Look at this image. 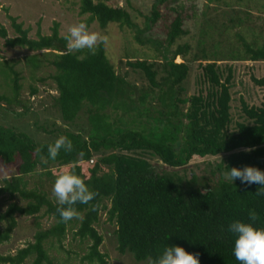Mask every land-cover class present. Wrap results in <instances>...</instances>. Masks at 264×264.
<instances>
[{"label": "trees", "instance_id": "1", "mask_svg": "<svg viewBox=\"0 0 264 264\" xmlns=\"http://www.w3.org/2000/svg\"><path fill=\"white\" fill-rule=\"evenodd\" d=\"M175 1L152 0L149 13L144 16V29H150L163 17L161 8L172 10L170 4ZM78 14H87L85 23L95 21L99 27L109 22L136 27L129 13L115 0H79ZM247 16L245 11V19ZM231 17L229 26H214L211 33L221 37L232 24L243 23L240 18ZM8 19L15 35L7 37L0 26L4 43L40 51V59L35 55L27 58L31 72L41 66L51 68L49 77L55 92L52 102L61 121L74 124L82 112L85 129L63 130V136L72 141L73 151H61L55 160L42 164L40 157L47 156V145L52 142L37 143L24 132L0 124V164L16 163L18 174L10 181L4 179L0 192L9 197L16 193L26 201L24 205L10 202L0 213V221H5L0 241L8 239L15 227L14 214L33 215L44 207V214L55 218L49 227L35 230L32 240L13 254L0 255V264H22L25 260L29 264H56V257L50 256L47 248L53 243L61 248L67 223L60 221L57 203L36 188L25 189L24 181L19 183L20 176L40 170L49 174L50 166L69 164L80 175L79 162L88 166V176L80 177L99 193L92 201L99 205L96 211L91 204L75 205L82 219H78L72 237L86 245L79 257L80 264H106L105 254L99 251L102 237L95 228L102 212L114 225L116 251L130 254L136 262L148 264L149 257H155L166 245H178L199 254L200 264H239L233 255L234 236L228 226L235 220L251 223L248 213L255 210L259 215L255 226L264 227V196L255 195L259 185L241 183L239 179L232 181L225 175V179H218L211 186L203 184L201 189L193 183L192 176L188 180L192 187L183 188V183L173 179L169 171L155 170L141 153L146 152L172 169L185 167L192 158L223 155L216 167L223 174L232 167L244 166L264 171V94L258 105H247L241 100V120L229 129L234 70L232 63H227L264 62L261 29L249 31L250 41L235 34L239 45L225 52L219 48L221 39L217 38L208 52L201 47L190 60L185 59L190 49L187 43L169 49L186 33L180 12L164 25L163 39L142 38L136 30V41L150 43L160 57L158 61H125L130 68L139 70L144 79L145 85L137 86L114 71L102 45L95 54L87 50L69 54L65 35L58 34L56 22L49 34L30 38L21 23L11 16ZM205 32L203 29L202 34ZM176 56L182 57L181 61L175 62ZM189 61L197 62L199 75L195 92L187 95L183 83ZM4 65L5 73L10 75L12 95L0 94V101L9 107L18 103V74L11 65L6 62ZM251 81L264 88V77H251ZM35 91L31 88L29 92ZM136 105L144 109L145 115L151 111L155 114L154 129L135 130L121 124L120 118ZM139 109L138 113L143 112ZM37 148H42L40 154L36 153ZM100 150L108 153L100 154ZM80 152L83 157L78 155ZM96 153L99 155L89 162Z\"/></svg>", "mask_w": 264, "mask_h": 264}, {"label": "rangeland", "instance_id": "2", "mask_svg": "<svg viewBox=\"0 0 264 264\" xmlns=\"http://www.w3.org/2000/svg\"><path fill=\"white\" fill-rule=\"evenodd\" d=\"M115 3L122 6L128 13L135 28L119 26L115 22H109L104 27H99L95 21L88 25L90 31H96L109 37L107 46L102 45L104 53L112 65L114 71L124 76L131 83L137 86L145 85L144 79L139 70L130 68L125 61L133 59H146L148 61L160 60V57L154 51L150 43H138L134 38L136 30H139V37H150L151 39H163L164 25L172 18L175 13L180 12L183 16L182 27L186 33L175 40L169 49H173L176 44L187 43L190 46L185 59L190 60L194 53L203 47L208 52L214 46L217 38L221 39L219 48L225 52L233 46L239 45L235 34H239L246 41H250L249 31H258L261 29V37H264V0H176L171 3L174 9L168 10L161 8L163 14L160 19L150 29H144L145 15L149 13L152 0H115ZM79 0H0V26L6 30L7 37L15 35L10 25L8 16L14 17L15 21L21 23L22 28L27 29V36L35 38L37 34L47 35L50 33L53 22L57 23V32L64 36L67 27L73 23L85 22L87 14H78ZM169 5V6H170ZM245 11L248 13L245 19ZM190 14V16H188ZM234 16L240 18L242 24H232L221 37L213 32L214 26H229L228 17ZM216 24V25H213ZM206 30L202 34V31ZM252 30V31H253ZM211 33V34H210ZM198 54V53H197ZM30 55L37 56L40 59V51H31L20 46H7L4 39L0 37V94L11 96L10 75L6 74V62L17 71L18 74V103H11L8 107L0 101V124L13 127L15 130L22 131L37 143L54 142L59 136L63 135V130L85 129L84 114L78 113V118L74 124H64L56 108L53 106L52 98L55 95L53 83L49 74L51 68L38 67L31 72L27 65V58ZM182 57L176 56L175 62L181 61ZM233 79L230 87V117L229 129H232L235 121L241 120L240 101L247 105H258L264 94V88L255 85L251 77H264V62L234 61ZM189 72L184 80L183 87L185 94L189 95L195 92L197 87V77L199 67L196 61H189ZM35 88V93L30 94V89ZM2 103V104H1ZM136 105L130 113L120 118L121 124L131 129L152 130L155 123V114L152 111L145 115L144 109H139ZM141 108V107H140ZM138 109L143 112L138 113ZM100 154H106L108 151L100 150ZM99 153L93 154L91 160L94 161ZM148 158L149 162L157 171H169L177 182L183 188L192 187L188 182L190 177H195L193 183L202 189L203 184L213 185L218 179H225V174L216 169L223 155L205 156L203 158H192L183 168L172 169L163 165L157 158L149 156L146 152L141 153ZM79 164V174L86 178L87 164ZM49 174L45 171H34L30 174L21 175L19 183L24 181L25 189L36 188L43 192L48 199L56 202L52 195V186L55 177L63 171H74L72 165L50 166ZM16 163L0 164V187L4 184L3 180L12 179L17 176ZM179 180V181H178ZM14 202L18 205H24L25 200L16 193L11 197L6 192H0V213L6 206ZM44 207L33 215L14 214L16 221L15 227L9 234L8 239L0 241V255L13 254L16 249L24 246L25 243L32 240V235L37 229L47 228L55 222L53 216L44 214ZM102 212L99 215L98 222L95 224L97 233L102 237L99 251L105 254L106 264H142L133 260L130 254H119L115 249V239L113 235L114 225L105 219ZM78 219H73L66 224V235L59 248L56 243L47 248L50 256H54L56 264H80L79 257L84 251L86 245L80 243L72 237V232L76 228ZM5 226V221H0V230ZM22 264H29L25 260ZM87 264V263H84Z\"/></svg>", "mask_w": 264, "mask_h": 264}, {"label": "clouds", "instance_id": "3", "mask_svg": "<svg viewBox=\"0 0 264 264\" xmlns=\"http://www.w3.org/2000/svg\"><path fill=\"white\" fill-rule=\"evenodd\" d=\"M64 40L69 54L84 50L95 54L100 45L107 46L109 43L107 35L90 31L85 22L69 25ZM35 151L40 154L42 148H37ZM61 151L65 153L73 151L72 141L63 135L47 145V156L41 155V163L47 164L49 159L55 160ZM245 151H250V149H245ZM78 155L83 157L84 153L80 152ZM225 175L232 181L239 179L241 183L259 185L255 195L264 196V171L259 168L254 166L232 167ZM52 195L58 205L56 212L63 223L73 219H82L81 214L75 208L77 204H91L93 211L99 207L98 204H92L99 193L91 190L75 171H63L55 177ZM248 219L251 223L235 220L228 226V231L234 236L233 255L239 264H264V227L255 226V222L259 219L255 210H249ZM148 264H200V260L199 254L187 252L181 246L166 245L155 257H149Z\"/></svg>", "mask_w": 264, "mask_h": 264}, {"label": "built area", "instance_id": "4", "mask_svg": "<svg viewBox=\"0 0 264 264\" xmlns=\"http://www.w3.org/2000/svg\"><path fill=\"white\" fill-rule=\"evenodd\" d=\"M88 161H89V162H91L92 160H91V159H89Z\"/></svg>", "mask_w": 264, "mask_h": 264}]
</instances>
